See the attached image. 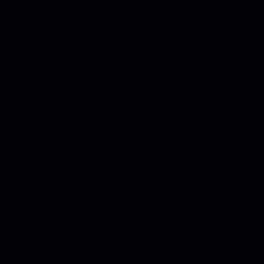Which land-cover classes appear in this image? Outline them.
<instances>
[{
	"label": "water",
	"instance_id": "obj_1",
	"mask_svg": "<svg viewBox=\"0 0 264 264\" xmlns=\"http://www.w3.org/2000/svg\"><path fill=\"white\" fill-rule=\"evenodd\" d=\"M0 264H264V0H0Z\"/></svg>",
	"mask_w": 264,
	"mask_h": 264
}]
</instances>
